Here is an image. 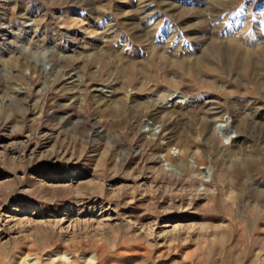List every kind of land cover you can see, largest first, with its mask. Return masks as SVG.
Wrapping results in <instances>:
<instances>
[{
	"label": "rangeland",
	"instance_id": "1",
	"mask_svg": "<svg viewBox=\"0 0 264 264\" xmlns=\"http://www.w3.org/2000/svg\"><path fill=\"white\" fill-rule=\"evenodd\" d=\"M0 264H264V0H0Z\"/></svg>",
	"mask_w": 264,
	"mask_h": 264
},
{
	"label": "bare ground",
	"instance_id": "2",
	"mask_svg": "<svg viewBox=\"0 0 264 264\" xmlns=\"http://www.w3.org/2000/svg\"><path fill=\"white\" fill-rule=\"evenodd\" d=\"M24 67H28L29 69H32L34 72L37 73V71L39 70L37 64L31 62V61H26L24 62ZM33 72V73H34ZM173 96H176V98L178 99H185L179 92H172L171 96L168 97L166 99V101L163 103V102H158L156 99H153V98H145L143 104H140L142 105V107L144 109H148L147 111L148 114H157V115H163L161 117H167L168 119H172L173 116H177V115H180L178 114V110H185V105L187 106L188 102L185 103V105L183 104H180L177 106L176 104V101L174 102L171 97ZM134 101V100H133ZM138 101V100H137ZM132 102V101H131ZM136 102V101H135ZM140 102V101H139ZM82 103V102H81ZM141 103H142V100H141ZM137 104V103H136ZM190 104V103H189ZM139 105V104H138ZM233 105L235 106V108L233 107L232 109L236 111V114L238 117H241L243 114H244V109L242 107H240V103H238L237 101H234L233 102ZM98 106H99V103H98ZM104 106V105H103ZM100 107V106H99ZM188 108V107H187ZM230 108V107H229ZM178 109V110H177ZM177 110V111H176ZM146 111V112H147ZM246 111V110H245ZM258 111V110H257ZM145 112L146 116H147V113ZM234 112V111H233ZM231 113V112H230ZM257 113V112H256ZM249 114V112H248ZM228 115V114H227ZM232 115V114H231ZM227 116L225 118H222V116L220 118H222V122L217 124V128H216V132H215V135L218 139H221V140H226L225 143H229V145H231L232 143H235L236 140L241 137L240 134L236 131L235 127H234V121L235 119L233 120V117L232 116ZM154 116V115H153ZM156 116V115H155ZM245 116V115H244ZM243 116V117H244ZM142 117V116H141ZM145 117V116H144ZM256 117V116H255ZM135 118V117H133ZM245 118V117H244ZM140 119V118H139ZM143 119V118H142ZM240 119V118H238ZM253 119V118H252ZM137 120V119H136ZM237 120V118H236ZM246 120V119H245ZM244 120V121H245ZM142 121V120H141ZM241 121V120H240ZM243 121V120H242ZM215 122V121H214ZM236 124V123H235ZM238 124V123H237ZM226 126V128H221V126ZM215 126V125H214ZM237 127V126H236ZM173 128H172V124H166L165 126L155 130L152 134V137L154 136V142L155 143H159L161 141H165L166 142V145H165V148L166 150L170 151L172 148H179V153L182 151L181 150V147H184L183 144H180V143H177L173 138ZM244 137V136H243ZM237 138V139H235ZM245 139V138H244ZM247 141V140H246ZM244 142V141H243ZM238 144V143H237ZM241 144V143H240ZM239 145V144H238ZM242 145V144H241ZM232 150V149H231ZM188 153V152H186ZM170 162V161H169ZM196 166L194 165H191L187 167V170H186V173L185 175H183V177H187L190 181H200L202 180V183L203 184L202 186H204L205 183H209V184H213L214 183V178L212 179V175H213V172L211 170V168L209 169H206V172H204L203 174L201 173L200 175H196L194 172L196 171V169L194 168ZM198 171V170H197ZM204 171V170H203ZM214 171V170H213ZM182 177V176H181ZM214 177V176H213ZM217 184V183H216ZM207 186V185H205ZM212 187V186H211ZM214 189H217L215 188L214 186ZM213 189V190H214ZM194 205V204H193ZM193 205L192 204H189L187 206H181L180 207V210H184L185 212H191L193 210ZM180 226V225H179ZM166 228L167 227H171L170 224H167L165 226ZM191 227V226H190ZM174 228V227H173ZM187 228V227H186Z\"/></svg>",
	"mask_w": 264,
	"mask_h": 264
}]
</instances>
